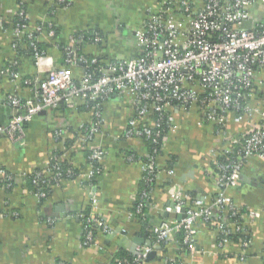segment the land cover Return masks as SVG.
<instances>
[{
  "label": "crops",
  "instance_id": "0c3cea01",
  "mask_svg": "<svg viewBox=\"0 0 264 264\" xmlns=\"http://www.w3.org/2000/svg\"><path fill=\"white\" fill-rule=\"evenodd\" d=\"M20 1L0 0V128L6 127L15 114L10 97L33 98L38 80L65 67L62 49L72 45L74 33L99 31L103 36L100 44L80 42L85 55L104 61L135 58L140 55L136 32L159 5L157 0H72L66 8L57 6V0H30L29 30L18 41L14 25ZM111 3L123 6L126 13L103 14ZM51 24L55 27L52 38L45 32ZM39 26L46 29L39 40L45 46L44 56L20 54L18 47H26L23 38L35 33ZM13 72L18 78L12 76ZM72 72L78 80L83 69L76 67ZM152 114H147L141 123L153 124ZM172 114L174 124L157 157L159 171L141 217L137 205L147 188L142 162L148 156V145L142 138L123 137L129 122L137 116L133 97H111L104 102L102 127L87 144L78 136L96 122V114L92 105L85 103L72 109L60 105L39 113L25 126L21 145L2 137L0 164L15 181L12 187L0 188V210L8 214L0 220V264H112L118 261L119 253L135 256L140 247L152 245L156 257L142 264H168L173 260L183 264H264V158H249L241 185L225 191L219 185L214 165L220 153L249 131L258 117L242 123L230 120L228 127L220 130L205 122L197 107ZM95 149H101L104 157L99 164L101 174L92 189L87 178L91 169L89 152ZM58 151L64 160L80 169V175L60 182L47 199H39L29 190L24 175L45 170L51 155ZM174 187L183 192L187 209L195 207L194 200L209 206L224 192L240 209L251 245L244 249L241 242H230L219 247L217 225L203 220L196 224L199 253L186 255L176 240L177 234L167 243L156 245L153 229L174 220L165 217L174 204ZM93 192L97 197L94 206ZM86 210L107 227L101 230L94 225L98 232L89 245L85 243V218L79 216Z\"/></svg>",
  "mask_w": 264,
  "mask_h": 264
},
{
  "label": "built area",
  "instance_id": "2783aa9c",
  "mask_svg": "<svg viewBox=\"0 0 264 264\" xmlns=\"http://www.w3.org/2000/svg\"><path fill=\"white\" fill-rule=\"evenodd\" d=\"M30 0H21L18 8L19 22L14 25L18 41L29 30L27 7ZM158 7L147 16L146 22L136 32V44L140 55L135 58L112 61L88 59L77 53V45L84 36L72 38V45L65 49V67L52 70L37 81L35 96L22 100L10 97L9 104L15 114L6 127L0 128V139L7 137L14 143L23 144L25 125L43 111L53 110L60 105L77 107L78 103L92 105L96 122L89 130L80 133L79 141L89 143L102 127L101 111L104 102L111 97L131 96L137 107V116L131 120L123 137H137L163 141L168 135L158 128L165 119L171 128L174 124L172 113L190 112L197 107L207 123L220 130L228 127L229 121L242 123L258 117L250 130L234 139L215 160V172L223 191L237 188L242 183V172L249 158H264V0H157ZM59 7H69L72 0H57ZM252 21L249 29L244 24ZM47 29V30H46ZM39 26L35 33L28 34L31 45L40 40L45 31L48 37L55 36L53 24L47 28ZM96 44L104 41L95 33L90 40ZM17 47V44H15ZM35 47V46H34ZM35 58L43 57L35 47ZM81 67L83 73L74 79L72 69ZM18 78L17 72L12 73ZM153 113V124L141 123L147 114ZM152 116V117H153ZM104 157L101 149L92 151L88 183L92 189L94 181L101 174L100 162ZM157 157L151 156L143 163L147 188L140 194L137 213L144 215L148 206L151 189L158 174ZM223 158V160H220ZM63 158L51 156L55 176L47 179L43 172L35 174L33 183L40 187L35 194L39 199H47V189L52 182L57 186L64 175L71 171L62 168ZM49 164V162H48ZM99 167H95L94 165ZM65 173V174H64ZM47 176L52 173L48 172ZM79 176V175H78ZM4 181L0 188L12 187L14 179L7 171L0 169ZM152 185V187H151ZM52 186V188L54 187ZM92 205L97 204L93 192ZM173 206L167 213L181 214V220H167L153 229L156 245L165 244L178 233H183V243L189 254L199 253L195 244L198 220L215 223L220 233L219 247L230 243V237L240 234L245 237L241 245L247 249L251 245L249 229L240 211L224 192L209 206L194 200V208L187 209L183 192L172 189ZM85 218V243L95 240V225L102 230V220L91 213L79 215ZM8 214L0 210V220ZM154 246H143L133 256V260H122L118 264H142L154 251ZM176 260L168 264H175Z\"/></svg>",
  "mask_w": 264,
  "mask_h": 264
},
{
  "label": "trees",
  "instance_id": "16d2710c",
  "mask_svg": "<svg viewBox=\"0 0 264 264\" xmlns=\"http://www.w3.org/2000/svg\"><path fill=\"white\" fill-rule=\"evenodd\" d=\"M19 22V19L18 17L15 19V24ZM97 33V34H100L99 31H93V32H78V33H74V37H78V36H84V41L83 42H87V41H90L92 38H93V35ZM23 43L24 45L26 46L25 48L21 47V45L18 47V52L20 54H30L32 53V55L34 56V54L36 53V51H34V48L37 47L38 48V51L39 53L41 54H45V46L40 43V42H37L36 44H34V46L31 45V40L28 39L27 36H25L23 38ZM81 45L82 43H80V45L78 44L77 45V53L79 55H85L81 49ZM65 47L62 49L63 52L65 53ZM88 59H92L93 56H88V55H85ZM99 59V58H98ZM101 60V59H99ZM167 118H165L162 122H161V125L160 127L158 128V130H160V133L163 135H166L167 133H169L170 131V127L168 126L167 124V121H166ZM27 125V124H26ZM25 125V126H26ZM146 144L148 145V156L144 159L143 163H147L148 162V159L151 157V156H159L161 155V151H162V141L160 139V142L158 143H153L151 140H145ZM92 151L89 152V155H91ZM54 157H57V158H63V153L58 151V152H54L51 156ZM220 160H223V158H220ZM62 164V168L64 171H71V175H67L65 174L62 181H69V180H75L77 179L78 175H80V169L76 168L70 161H66V160H63V162L61 163ZM95 167H99L98 165H94ZM0 169H3L5 171H7V173H9L10 175H12L4 166H2L0 164ZM38 172H43L45 174V177L47 179H51L52 176L56 173L54 168H53V164L49 161V164L47 166V168L45 170H40V169H37L31 173H28V174H25L24 175V179L29 187V190L33 193V194H36L38 192V189H40L39 186H37L36 184L33 183V179L35 177V174L38 173ZM48 172H51L52 175L51 176H47L46 174ZM55 176V175H54ZM12 177L14 178V176L12 175ZM13 181H15V178L11 181L12 183V186L14 185ZM4 182L1 178H0V184ZM2 184H5V183H2ZM94 184H96V180L94 181ZM55 183L52 182L51 184V187L48 188L46 191L48 193V197L51 195V192H52V186H54ZM140 199V197H139ZM147 208V207H146ZM145 208V210H146ZM145 210H144V213H145ZM84 213L88 216L89 213H90V210H86L84 211ZM143 216V215H140V217ZM86 221V220H85ZM95 235H97V232H98V229H95ZM183 237H184V234L183 233H178L176 235V240L180 243V247H183L184 249V253L186 255H189V251L187 249V247L184 245L183 243ZM242 239H245V237L241 236L240 234H235L233 236L230 237V241L233 242V243H239L242 241ZM164 246V245H163ZM116 259L118 261H116L115 263L113 262L112 264H118L120 261L122 260H128V261H131L133 260V256H131L130 254H125V253H119L118 256H116ZM175 264H183V261H180V260H176Z\"/></svg>",
  "mask_w": 264,
  "mask_h": 264
},
{
  "label": "water",
  "instance_id": "95a60500",
  "mask_svg": "<svg viewBox=\"0 0 264 264\" xmlns=\"http://www.w3.org/2000/svg\"><path fill=\"white\" fill-rule=\"evenodd\" d=\"M252 25V21H248L247 23L244 24V28L249 29ZM185 209H183L182 213L177 215L174 213H165V217H172L173 219H177V220H181L184 219L186 217V213H185ZM156 252L153 251L147 258V260L153 259L156 257Z\"/></svg>",
  "mask_w": 264,
  "mask_h": 264
},
{
  "label": "rangeland",
  "instance_id": "374dc122",
  "mask_svg": "<svg viewBox=\"0 0 264 264\" xmlns=\"http://www.w3.org/2000/svg\"><path fill=\"white\" fill-rule=\"evenodd\" d=\"M110 4V3H109ZM124 4H126V2H124ZM115 8V10H114ZM117 12V15L119 14H125L127 9H125L123 6L115 4V3H111V5H108L107 7H105L102 11L103 14H112Z\"/></svg>",
  "mask_w": 264,
  "mask_h": 264
}]
</instances>
